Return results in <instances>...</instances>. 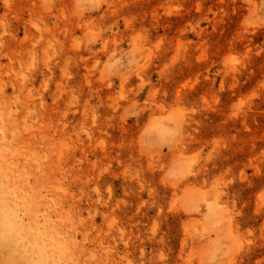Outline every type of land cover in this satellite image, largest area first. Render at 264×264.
<instances>
[{
  "label": "rangeland",
  "instance_id": "obj_1",
  "mask_svg": "<svg viewBox=\"0 0 264 264\" xmlns=\"http://www.w3.org/2000/svg\"><path fill=\"white\" fill-rule=\"evenodd\" d=\"M0 264H264V0H0Z\"/></svg>",
  "mask_w": 264,
  "mask_h": 264
}]
</instances>
